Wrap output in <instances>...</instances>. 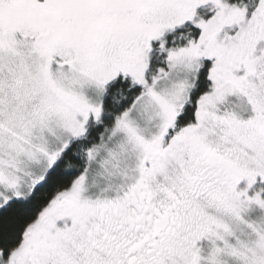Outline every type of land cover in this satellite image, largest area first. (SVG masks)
<instances>
[{"label":"snow or ice","instance_id":"obj_1","mask_svg":"<svg viewBox=\"0 0 264 264\" xmlns=\"http://www.w3.org/2000/svg\"><path fill=\"white\" fill-rule=\"evenodd\" d=\"M0 264H264V0H0Z\"/></svg>","mask_w":264,"mask_h":264}]
</instances>
